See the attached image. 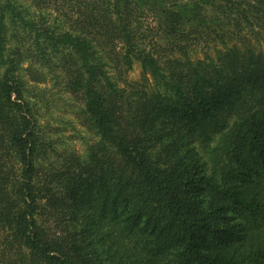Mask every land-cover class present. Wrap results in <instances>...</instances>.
Listing matches in <instances>:
<instances>
[{
	"label": "trees",
	"instance_id": "16d2710c",
	"mask_svg": "<svg viewBox=\"0 0 264 264\" xmlns=\"http://www.w3.org/2000/svg\"><path fill=\"white\" fill-rule=\"evenodd\" d=\"M61 1L0 0V264H264V46L212 15L239 33L264 0ZM134 61L150 88L114 81ZM47 77L81 102L84 156L40 123Z\"/></svg>",
	"mask_w": 264,
	"mask_h": 264
},
{
	"label": "rangeland",
	"instance_id": "374dc122",
	"mask_svg": "<svg viewBox=\"0 0 264 264\" xmlns=\"http://www.w3.org/2000/svg\"><path fill=\"white\" fill-rule=\"evenodd\" d=\"M50 5L55 6L53 1L49 0ZM60 6L56 12H65L63 9L64 1L59 0ZM66 8V6H65ZM210 15L211 13L208 12ZM136 22L134 23L135 30L138 36L146 40L147 42H153L158 39L156 31L158 26L155 20H153L151 14L146 10L138 12ZM212 15L223 20L224 37L229 40L234 35L240 34L244 36V39L251 44H259L264 46V23H254L249 27L246 22L242 23V29L238 33V30L231 31L228 29V18L233 15L226 16L220 11L212 12ZM221 18V19H220ZM234 36V37H235ZM151 44V43H150ZM210 46L216 44L217 48L220 46L219 42L208 43ZM204 50H198L197 53ZM48 79L44 83L32 84L31 88L34 92L30 95L29 99L37 108V115L43 128L48 132V137L59 143V146L69 150H73L80 156H84L87 152V148L90 144L96 141V138L90 131L84 126L82 122V105L80 100L63 90L55 80ZM116 84L120 87H127L133 89H139L143 86L150 88L152 82L150 80L144 81L141 75V69L138 61H134L132 69L122 75L121 77L113 78ZM216 143L214 140L209 144L212 146ZM195 150L198 155L205 159V147L200 144H195ZM200 158V157H199ZM207 171V168H205ZM203 174V171H202Z\"/></svg>",
	"mask_w": 264,
	"mask_h": 264
}]
</instances>
